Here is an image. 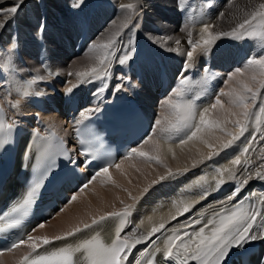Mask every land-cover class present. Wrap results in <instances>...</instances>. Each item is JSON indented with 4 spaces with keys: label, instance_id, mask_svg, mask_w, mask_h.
<instances>
[{
    "label": "bare ground",
    "instance_id": "bare-ground-1",
    "mask_svg": "<svg viewBox=\"0 0 264 264\" xmlns=\"http://www.w3.org/2000/svg\"><path fill=\"white\" fill-rule=\"evenodd\" d=\"M77 2L78 0H24L22 6L15 14L14 19H11L5 27L0 30V75L3 77V80L0 82V104L5 109V117L8 123L30 119L33 108L21 97V94L24 89L28 87L26 82L31 80L35 74L45 77V79L40 81H50L56 85L60 91L64 90L63 87L58 84V81L64 78L66 79V77L60 78L56 76V79L49 78L47 73L56 74L57 64L55 65V61L48 64L46 60L47 58L59 57L62 54L66 56L71 54L67 53L60 43L64 37L71 40L73 35L71 26L74 20L85 18L87 21H90L89 32L92 36H98L96 39L98 41L106 40L111 34L120 31V37L118 38V44L115 46L114 55L110 57V76L106 81L101 80L97 87L98 90L106 83V90L100 93L107 95L111 91L115 93L116 86L126 81H131L134 89V85L137 84L134 81L135 78L133 79L132 77L133 68L138 65L139 71L141 72V70L147 66V61L145 60L147 55L153 58L158 57L157 54H162L160 52L163 50H160L159 53L157 52L158 50L148 52V49L141 45L143 44L144 38L150 34L151 24L162 25L154 29L155 31L151 33V35L158 42L163 43L161 46L171 51L169 49H175L177 47L175 43L176 39H180L181 41L179 45L180 48H182L184 44L186 46L188 45V32L192 33V39L194 41L199 39V32L204 23L216 25L213 32L229 31L237 22L243 19L244 12L251 11L252 9L251 4L246 0H183L184 6H179L178 8L174 6V3L179 2V0H83V3H81L79 7H73ZM122 3L135 4V12L121 10L119 5ZM11 6H14L12 0H4L3 3H0V9ZM189 8L193 10V13L190 18L188 17L190 28L187 30L175 32L176 26L167 28L168 26L166 27L160 19L162 16H166L165 19L169 21L172 20V23H178L182 20V13L184 12L185 21ZM191 11L188 13H191ZM220 13L225 14L223 18L219 17ZM93 17L95 18L92 19ZM3 18V15H0V20H3ZM125 22L128 23V27H122ZM41 25H43V31H40ZM133 25L138 26L133 27ZM130 39H134L135 42L141 43V49L137 50V48H135L137 51L135 50L132 59L126 64L121 65L118 62V58L124 55ZM235 45L239 46L238 48L246 49V54L242 55L243 58H241L239 64H235L234 68L227 72V74L214 68L212 64L216 56L226 52L228 49L236 48L234 47ZM42 49L45 50L46 53V63H43L42 67H40V69L38 68L39 70L35 72L31 70L28 71L30 72V76L26 77L22 68H19V70L17 69L16 60L19 59L20 63L24 61L28 55L34 58L35 51ZM187 50H189V45L186 50L183 49L179 53H174L172 55L165 53L159 55V59L161 61L163 59L182 61L185 64L186 57L184 53ZM258 51L260 50L257 42L253 39L245 38L237 40L230 36H223L211 46L210 51L206 55H201L199 49L197 50L195 61L188 69L189 73L186 76L192 77L196 82H200L204 78L213 79L218 82V90L215 97L220 95V98L225 102V107H228V97L221 95V92H227L231 87L235 86V80L230 81L228 79L229 74L236 68H245V77L243 78H246L249 75L246 69V60L250 55ZM86 52L82 51L81 54ZM72 54L75 55L76 53ZM96 57L97 54L94 53L81 56L80 59L78 58L74 63L72 62L73 67L81 68L85 60L89 62L90 66L97 62ZM205 69L207 71H205ZM61 70H63V67ZM63 75H65V73ZM72 79H74V77ZM224 80L226 81L224 82ZM38 82L39 81L31 85L28 89L29 93H33L34 96L36 93L38 95L42 93L50 95L51 92L45 87H41ZM70 83V86H73L79 85L80 82L76 78V81L74 80ZM45 90L46 92H44ZM260 92L261 95L264 96V89H261ZM140 97L145 108L150 112L156 111L154 102L157 101H154L155 98L151 96L148 90H141ZM169 97L176 99L175 90L169 92L164 100H167ZM215 97L210 104L197 107V113L214 103ZM17 100L19 101V105L17 108H13L11 105ZM161 102H163V99ZM260 103L261 100L258 99L257 106H259ZM161 105L163 107H159L158 109L159 120H163V117L166 115L170 116L171 112L166 103ZM209 115L211 118L215 119L220 115V109H216ZM45 119L58 133L66 138L69 137V124L64 122L59 114L49 112L45 114ZM226 127L235 132L236 128L234 125L229 123ZM256 127L257 125L253 120L249 125V131L246 132L244 136L240 137L239 140L233 142L227 149L221 148L218 143V138L225 141L228 140V138L225 137L226 133L222 132V135L218 134V132H220L219 130L216 131L215 136L205 134V138L209 139L210 143L216 145L214 149H210L198 139L189 141L185 145H180L179 140L170 143L161 137L156 140L157 142H154L159 143L161 146L159 154L164 163H159L157 161V163L153 164L148 163L145 161L147 158L141 156L139 158L140 161L138 160L139 162L131 161L133 159L132 156L121 159L116 163L122 165L120 169H117L115 165L113 168L109 169L112 181L106 178L102 180V178L97 177V179L88 184L83 191H79L75 194L77 196L76 200L66 204L61 212L57 213L49 222L44 223L45 227H38L34 234L35 236L49 237L61 235L74 226H82L85 223L91 222L94 218H98L108 212L118 210L127 205L130 206L132 212V228L135 225H139L141 220L144 221L143 225H141L134 234L136 237H142L151 231L154 225L158 226L161 222V218L167 221V226L186 214L196 212L204 207H211L216 204L211 201V194L221 189H229L230 192L233 193V189L236 185L241 180L245 179L247 175L245 167L247 172L254 175V171L258 169L260 165L264 164V141H261L259 138L260 134H264V120H262L260 133L255 131ZM174 135L175 134H173V136ZM252 137H256L255 141L252 140ZM155 143L152 142L147 153L153 155L157 154ZM249 144H251L250 150L247 154H242V150ZM169 145H171L175 155L168 151ZM140 146L137 148H140ZM217 149H219L217 155L212 156L211 159H205L209 152H215ZM237 156H241L242 166L232 164V161ZM144 161L148 164H145ZM193 161H196L195 165H193ZM165 164L167 167H165ZM169 168H171L173 172H175L176 169H182L184 171L163 181H168L173 178L184 179L179 185L173 183L177 190H183L190 185L189 196L176 197L156 206L146 205L145 198L141 199V197L150 188L162 182L159 178L161 176H166ZM224 168L232 169V171L235 172L236 179H228L231 173L225 172L224 178L226 182L223 185H217L216 181L219 178V170ZM260 170L264 171V169ZM192 171L196 174H190ZM153 181H156V183L153 184ZM256 182H260L264 185V180L251 179L246 185H241V190ZM181 201L195 203L189 212L177 216L176 219H170L172 215L176 214L177 207L182 208ZM262 205L264 209V204ZM150 216L153 218L151 223L147 219ZM262 223H264V217H259L255 230L259 229ZM131 232L132 230L128 231V233ZM257 234L260 233L257 232ZM29 248L28 245H23L20 248L3 254L0 256V264H15L19 256Z\"/></svg>",
    "mask_w": 264,
    "mask_h": 264
},
{
    "label": "snow or ice",
    "instance_id": "snow-or-ice-1",
    "mask_svg": "<svg viewBox=\"0 0 264 264\" xmlns=\"http://www.w3.org/2000/svg\"><path fill=\"white\" fill-rule=\"evenodd\" d=\"M4 0H0L3 3ZM24 0H12L14 6L0 9V15H3V20H0V30L5 25L14 19L15 14L22 6ZM251 0H249V3ZM83 3V0H78L73 7H79ZM178 6H184L183 0H179ZM210 6V5H209ZM121 10H128L135 12L136 5L133 3H122L119 5ZM224 13H220L219 17L223 18ZM138 25H133L137 27ZM122 27H128V23L125 22ZM216 27L214 24L204 23L199 32V39L193 40L192 33L188 32L187 44L189 50L184 55L186 56L184 71L187 72L192 66L196 58L197 50L201 55H206L211 46L221 37L230 36L233 39H253L257 42L258 51L255 54L250 55L246 60V69L249 75L245 77V68H236L228 76V79L235 80V86L231 87L227 92H221V95L228 97V107H225V102L220 98V95L215 97V102L209 107L203 108L202 111L197 113V106L189 96L192 91L191 77L184 76L180 80V87L175 90L176 99L169 97L165 102L167 107L171 110L170 116L166 115L163 120H157L156 124H165L161 128V134L167 139H172L173 134L179 136L180 145H185L192 140H200L207 145L210 149L216 148V145L209 142V139L205 138V134L209 136H215L217 130L226 133L230 139L227 141L219 139L218 143L221 148H229L233 142L239 140L249 131V125L254 120L257 125L255 131L261 132L262 120H264V96L261 95L260 90L264 89V2L254 5L251 11L243 13V19L240 20L229 31H216L213 29ZM187 28H182L184 31ZM40 31H43V25L40 26ZM120 37V31L111 34L105 41L99 44H94L92 47L99 53L96 57L97 62L82 68L80 70L69 72L68 75H75L80 83L89 82L92 80H105L110 76L109 66L111 63L110 57L114 55L115 46L118 44V38ZM175 43L177 47L175 49H169L171 51L180 52L179 45L180 39H176ZM135 54L134 39H130L128 47L122 57L118 58L119 64H126L132 56ZM7 66V65H6ZM205 71H207L205 69ZM53 74V73H49ZM45 79L44 76L35 74L31 80H28L27 88L24 89L22 95H29V88L37 81ZM78 85H73L65 90V94H71L73 89ZM107 88L105 83L98 92H103ZM123 89V84L116 86V91ZM198 99V97H197ZM261 100L259 106H257V100ZM19 101L12 103L13 108H17ZM216 109H220V115L215 119L210 117V113ZM88 112H94L96 109L86 110ZM84 113H82V116ZM198 117V119H197ZM78 125L82 124V121L76 122ZM232 124L235 126L236 131L229 130L226 125ZM15 128V122L7 123L3 112V108L0 107V147L7 144L10 140L11 134ZM77 135L80 136L79 144L81 145L80 155L85 159L82 163L87 166L92 163V159L95 157V149L92 143L85 139L81 130L78 128ZM155 128L153 133H155ZM183 134V135H181ZM37 138L44 140L46 144L50 138H55L59 142V146L62 149L61 154L69 160L70 163L75 164L76 160L72 157L71 153L63 148V141L56 136L49 126V136L41 137L39 131L36 133ZM261 141H264V134L259 136ZM152 137L149 136L148 140ZM256 137H252L255 141ZM148 140L144 142L147 143ZM155 143V142H154ZM50 146V145H49ZM156 152L155 155H150L147 152L141 151L140 148H133L129 151L128 155H139L149 160H154L159 163H164L159 152L161 146L159 143H155ZM251 144L242 150V154H247L250 150ZM168 151L172 152L171 145L168 146ZM219 149L215 152H209L205 159H211L212 156L217 155ZM42 158L48 157V146L44 147L41 152ZM196 161H193V165ZM233 165L242 166L241 156H237L233 161ZM113 165L111 163H105L100 166L98 170L92 175L91 179L87 181L79 191H83L88 184L96 180L97 177L106 178L112 181V176L109 169ZM117 169L122 167L121 164H115ZM165 167L167 165L165 164ZM264 164L260 165L258 169L254 171V175L247 172L245 179L241 180L233 189V193L228 196V200L231 201L235 196H238L241 191V185H246L251 179L264 180ZM182 169H176L175 172L171 168L168 169L166 176H161V181L170 178L174 175L180 174ZM229 172L231 175L228 179H236L235 172L230 168H224L219 170V178L217 179V185H223L226 180L224 173ZM49 169H45L39 179L33 183L26 191L22 199L14 205L10 211L0 219V232L9 231L17 228L22 224L24 219L30 213L32 206L35 204V199L38 194V190L43 186V181L47 178ZM114 182V181H113ZM156 181H153L155 184ZM203 198V197H202ZM77 199L76 195L69 198V202ZM195 202L187 203L181 201L182 208L177 207L175 215H172L170 219H176L177 216L183 215L191 210ZM221 205L225 202L221 201ZM258 203L264 204V200ZM175 206V205H174ZM130 215V206H126L123 212H109L100 216L98 219L94 218L91 224L85 223L83 227L74 226L70 230L65 231L61 235L49 236H32L25 234L19 240L13 241L8 248L0 250V256L5 251H12L22 245H28L31 248V252L22 257L20 264H126L131 250L136 247L137 244L150 242L153 245L151 250L145 249L140 253L139 258L135 260V264H224L227 256L234 248H242L245 244L257 239H264V223L259 229L254 230V225L258 217H264V209H256L249 203L248 207L244 206V201H239L237 204L232 205L230 208L222 206L218 212L212 213L207 219H204L206 212L199 214L200 218L193 219L191 224L182 225L181 227L173 228L167 235L161 240V245L157 246L153 237L162 230L166 229L167 221L161 218L159 225H154L146 235L142 237H136L134 234L136 230L143 225L144 221L141 220L139 225H135L131 233L121 235L127 227V217ZM151 223L152 217L147 218ZM115 221L114 230L107 236H102L100 232L95 229L100 228L103 224ZM194 225H199L196 230L189 232L186 229ZM38 227H45L44 223L38 225ZM93 229L94 234L88 238L80 239L74 243H68L69 238L76 237L78 234L83 233L85 230ZM35 229H33L34 231ZM259 232L260 234H257ZM56 242H64L60 246H55ZM50 250L43 251L42 249L49 248ZM147 255V259H145ZM159 258V261H158ZM264 264V262H262Z\"/></svg>",
    "mask_w": 264,
    "mask_h": 264
},
{
    "label": "rangeland",
    "instance_id": "rangeland-1",
    "mask_svg": "<svg viewBox=\"0 0 264 264\" xmlns=\"http://www.w3.org/2000/svg\"><path fill=\"white\" fill-rule=\"evenodd\" d=\"M246 1H248L249 2V0H246ZM262 2H264V0H251V2H250V4H251V7H253L254 5H258L259 3H262ZM177 3V4H176ZM178 5V2H175L174 3V6L176 7V8H178L179 6H177ZM168 8V7H167ZM189 10L191 11L192 9H190L189 8ZM188 10V12H190ZM187 12V16H186V20L184 21V17H185V13L183 12L182 14V18H183V22H182V20H180L178 23H172V20L171 21H169L168 19H165V17L166 16H162L160 19H161V21H162V23H164L165 24V26L167 27V28H171V27H173V26H176L175 27V29H176V31L175 32H177V31H180L182 28H185V25H187V28L185 29V30H187L188 28H190V22H189V19H188V17L190 18L191 16H192V13H193V10L191 11V13H188ZM165 14H166V11H165ZM189 15V16H188ZM174 19V18H173ZM170 23H169V22ZM180 23V24H179ZM163 24V25H164ZM170 24V25H169ZM183 25V26H182ZM188 25H189V27H188ZM162 25L160 24V25H157V24H151V28H150V34H148L145 38H144V41H143V44H141V43H138V42H135L134 41V47L135 48H137V50H140L141 49V47H140V44L141 45H143V46H145L148 50V52L149 51H152V50H155V51H157L158 53H159V51L160 50H163V51H165L167 54H169V55H172V54H174V53H179V52H174V51H168V50H166L163 46H161V45H163V43H160V42H158L156 39H154V37L151 35V33H153L155 30L154 29H157L158 27H161ZM181 28V29H180ZM101 37V36H100ZM144 37V36H143ZM98 38V36H94V38L92 39V42H90L91 43V46H90V49H88V52H86V53H84V54H81V53H79V54H75V55H73L72 53L70 54V55H64V54H62L61 56H59V57H55V58H51V59H48L47 58V63L48 64H50L52 61H55V65L57 64V70H56V74H57V77L59 76L60 78H63V77H66V79H70V82L71 81H76V76H74V74L73 75H71V76H69L68 75V77L67 76H65V75H67L69 72H73V73H75V71H77V70H80V69H82V68H85V67H88L89 66V62L87 61V60H85V62H84V65L81 67V68H76L75 66L73 67V63L79 58L80 59V57L81 56H86V55H91V54H99L92 46H93V44H99V43H102L103 41H105V40H96ZM151 42V43H150ZM137 43H138V45H137ZM157 45V46H156ZM160 45V46H159ZM185 45V44H184ZM183 45V46H184ZM89 46V45H88ZM182 46V48H180L181 50H186V48H187V46H186V48H185V46L183 47ZM156 47V48H155ZM160 47V48H159ZM94 50V51H93ZM136 50V49H135ZM136 50V51H137ZM92 51V52H91ZM72 59V60H71ZM32 61V62H31ZM73 62V63H72ZM26 64V65H25ZM37 65V66H36ZM34 66V67H33ZM60 66V67H59ZM72 66V67H71ZM16 67H17V69L19 70V68H22L23 70H24V75L26 76V77H29L30 75H28L27 74V71H32V72H35L36 70H39L40 69V67H42V64H40L39 62H38V60H37V58H36V55H35V57L33 58L32 56H30V55H28L26 58H25V60L24 61H21L20 63H19V59H17L16 60ZM62 67H63V70H61L62 69ZM69 67V68H68ZM39 68V69H38ZM65 71V72H64ZM65 73V75H63ZM74 77V79H72ZM123 82V81H122ZM71 84V83H70ZM175 90V89H174ZM174 90H172V91H174ZM167 100H164L163 99V102H161V104H163V103H165ZM162 106V105H161ZM161 108V107H160ZM157 114H159V110H158V112H157ZM218 134L219 135H222V132H218ZM225 137H229L227 134H225ZM152 142L154 143V141L153 140H150L149 142H147L146 144H145V146L143 145H141L140 146V149L142 150H144L145 152H148V148H149V146L152 144ZM157 142V141H156ZM147 147V148H146ZM139 158H140V156L139 155H137L136 156V158L134 159V161H137V162H139L140 160H139ZM139 160V161H138ZM149 162H152V161H150V160H148ZM144 163L145 164H148V163H146L145 161H144ZM153 164V163H152ZM152 164H149V165H152Z\"/></svg>",
    "mask_w": 264,
    "mask_h": 264
}]
</instances>
